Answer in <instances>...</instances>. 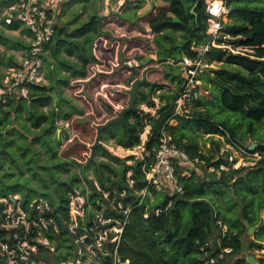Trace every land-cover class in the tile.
Segmentation results:
<instances>
[{
    "label": "clouds",
    "instance_id": "1",
    "mask_svg": "<svg viewBox=\"0 0 264 264\" xmlns=\"http://www.w3.org/2000/svg\"><path fill=\"white\" fill-rule=\"evenodd\" d=\"M262 53L264 0H0V264H264Z\"/></svg>",
    "mask_w": 264,
    "mask_h": 264
},
{
    "label": "trees",
    "instance_id": "2",
    "mask_svg": "<svg viewBox=\"0 0 264 264\" xmlns=\"http://www.w3.org/2000/svg\"><path fill=\"white\" fill-rule=\"evenodd\" d=\"M14 23V22H13ZM15 24V23H14ZM249 41H239V43H248ZM262 54H264V53H262ZM229 59H231V60H236L237 58L236 57H230ZM251 63H253V64H256V63H258L257 61H253V62H251ZM249 86L250 87H255V84H253L252 82H249ZM225 91H227V90H225ZM239 103H242V101H241V98L240 97H236V98H234V100H233V104H232V106L233 107H236ZM256 247H261V245H256ZM237 264H239V262H237Z\"/></svg>",
    "mask_w": 264,
    "mask_h": 264
},
{
    "label": "water",
    "instance_id": "3",
    "mask_svg": "<svg viewBox=\"0 0 264 264\" xmlns=\"http://www.w3.org/2000/svg\"><path fill=\"white\" fill-rule=\"evenodd\" d=\"M249 231L250 232H252V231H254L253 229H249ZM248 264H256V261H255V259H253V258H249V261H248Z\"/></svg>",
    "mask_w": 264,
    "mask_h": 264
},
{
    "label": "built area",
    "instance_id": "4",
    "mask_svg": "<svg viewBox=\"0 0 264 264\" xmlns=\"http://www.w3.org/2000/svg\"><path fill=\"white\" fill-rule=\"evenodd\" d=\"M14 23H16L15 21H13Z\"/></svg>",
    "mask_w": 264,
    "mask_h": 264
}]
</instances>
